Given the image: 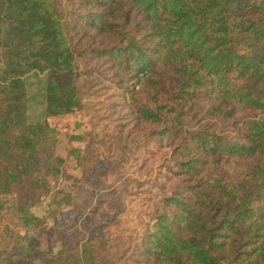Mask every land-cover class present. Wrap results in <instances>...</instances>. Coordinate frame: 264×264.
Masks as SVG:
<instances>
[{
    "label": "trees",
    "instance_id": "obj_1",
    "mask_svg": "<svg viewBox=\"0 0 264 264\" xmlns=\"http://www.w3.org/2000/svg\"><path fill=\"white\" fill-rule=\"evenodd\" d=\"M0 22L13 84L48 73L44 122L27 126L24 103L6 105L2 122L18 131L5 142L9 151L23 157L50 118L80 110L75 35L112 39L88 54L107 57L118 76L134 66L143 121L203 122L191 133L194 147L177 146L162 165L165 182L152 187L157 205L137 252L152 264H264V0H0ZM244 111L251 117L238 122ZM231 121L236 137L223 130ZM24 172L21 186L33 190ZM34 220L25 215L24 226ZM23 245L13 248L25 257L16 264H31L32 247Z\"/></svg>",
    "mask_w": 264,
    "mask_h": 264
},
{
    "label": "rangeland",
    "instance_id": "obj_2",
    "mask_svg": "<svg viewBox=\"0 0 264 264\" xmlns=\"http://www.w3.org/2000/svg\"><path fill=\"white\" fill-rule=\"evenodd\" d=\"M3 28L0 22V264L25 261L13 251L21 243L32 247L26 253L31 264H92L85 256L96 264H152L137 252L140 235L157 205L152 187L165 182L167 165L164 172L161 168L177 146L194 147L191 133L203 127L202 120L187 115L182 124L162 127L143 121L138 109L146 97L141 83L131 80L134 66L118 76L107 57L88 54L112 39L90 32L81 40L80 33L72 50L76 84L83 93L81 108L50 118L51 127L43 129L44 135L37 131L32 141L35 158L28 160L33 147L21 157L5 144L18 131L1 118L8 101L17 100L22 110L24 103L27 126L44 122L48 73L29 72L18 78L21 85H14L16 75L6 69ZM249 114L240 112L236 120L250 118ZM238 122H228L223 130L236 137ZM15 165L22 175L28 168L33 190L26 191L27 181L22 188ZM25 215L36 218L27 227ZM81 242L92 246L85 248Z\"/></svg>",
    "mask_w": 264,
    "mask_h": 264
}]
</instances>
